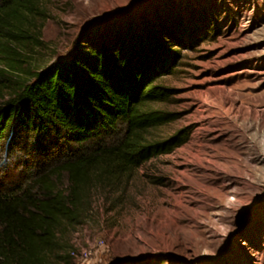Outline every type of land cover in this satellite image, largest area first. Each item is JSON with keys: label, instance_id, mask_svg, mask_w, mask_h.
Here are the masks:
<instances>
[{"label": "rangeland", "instance_id": "1", "mask_svg": "<svg viewBox=\"0 0 264 264\" xmlns=\"http://www.w3.org/2000/svg\"><path fill=\"white\" fill-rule=\"evenodd\" d=\"M35 5L37 40L23 48L35 70L67 58L87 28L103 29L129 15L183 22L190 45L181 48L176 70L158 80L176 89L160 104L176 118L154 131L162 138L188 128L187 142L136 168L114 189L93 187L81 222L60 224L46 264H111L134 257H146L147 264H264V0ZM198 27L203 36L194 42ZM7 140L6 135L0 142V186L22 180V163L47 156L35 152L32 139ZM41 147L57 154L47 142ZM83 249L91 257L82 256Z\"/></svg>", "mask_w": 264, "mask_h": 264}, {"label": "trees", "instance_id": "2", "mask_svg": "<svg viewBox=\"0 0 264 264\" xmlns=\"http://www.w3.org/2000/svg\"><path fill=\"white\" fill-rule=\"evenodd\" d=\"M35 4L0 0V142L24 136L47 155L20 162L22 180L0 186V264H46L60 224L81 222L93 187L114 189L150 159L185 144L190 133L154 135L176 118L160 106L176 89L158 80L176 70L181 48L190 46L183 22L114 19L79 34L67 58L35 70L23 49L37 40ZM202 33L193 29L192 40L200 42ZM148 262L134 257L111 264Z\"/></svg>", "mask_w": 264, "mask_h": 264}, {"label": "built area", "instance_id": "3", "mask_svg": "<svg viewBox=\"0 0 264 264\" xmlns=\"http://www.w3.org/2000/svg\"><path fill=\"white\" fill-rule=\"evenodd\" d=\"M69 252H70V254L72 256H77V252L78 251H76L75 249H72ZM81 255L84 256V257H86V258H89L92 255V251L91 250L83 249V251L81 252Z\"/></svg>", "mask_w": 264, "mask_h": 264}]
</instances>
